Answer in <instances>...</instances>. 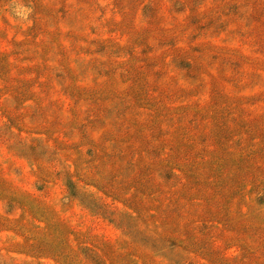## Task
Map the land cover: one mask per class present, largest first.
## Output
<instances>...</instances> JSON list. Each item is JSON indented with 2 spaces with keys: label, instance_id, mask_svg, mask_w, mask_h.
<instances>
[{
  "label": "rangeland",
  "instance_id": "obj_1",
  "mask_svg": "<svg viewBox=\"0 0 264 264\" xmlns=\"http://www.w3.org/2000/svg\"><path fill=\"white\" fill-rule=\"evenodd\" d=\"M0 264H264V0H0Z\"/></svg>",
  "mask_w": 264,
  "mask_h": 264
}]
</instances>
